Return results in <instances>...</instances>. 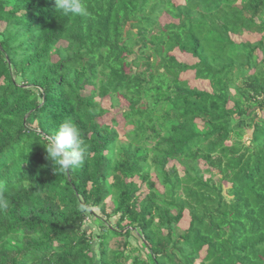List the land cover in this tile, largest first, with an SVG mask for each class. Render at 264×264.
Returning a JSON list of instances; mask_svg holds the SVG:
<instances>
[{"label": "trees", "instance_id": "trees-1", "mask_svg": "<svg viewBox=\"0 0 264 264\" xmlns=\"http://www.w3.org/2000/svg\"><path fill=\"white\" fill-rule=\"evenodd\" d=\"M85 3L0 0V264H264V0ZM65 120L87 155L55 171Z\"/></svg>", "mask_w": 264, "mask_h": 264}, {"label": "clouds", "instance_id": "clouds-1", "mask_svg": "<svg viewBox=\"0 0 264 264\" xmlns=\"http://www.w3.org/2000/svg\"><path fill=\"white\" fill-rule=\"evenodd\" d=\"M56 5L57 10L64 16H90L85 0H56ZM44 145L55 171L79 167L85 162L88 145L78 126L70 120L61 123L50 142ZM0 207H7L2 187H0Z\"/></svg>", "mask_w": 264, "mask_h": 264}, {"label": "rangeland", "instance_id": "rangeland-1", "mask_svg": "<svg viewBox=\"0 0 264 264\" xmlns=\"http://www.w3.org/2000/svg\"><path fill=\"white\" fill-rule=\"evenodd\" d=\"M176 3H183L184 0H175ZM159 21L161 22V24H166L169 23L170 21H173L172 18L167 15V14H162L159 18ZM5 27V24L0 23V31L3 30V28ZM238 41H256L260 38V34L256 33V32H244L241 36L236 37ZM65 44V43H63ZM172 54H175L177 59L180 61H186L189 63H193L194 61H196L195 58H193L191 55L185 54V53H181L178 50H175L172 52ZM258 54L261 56V53L258 52ZM57 59V57H55ZM145 66H142V69H144ZM181 77L183 79H186L189 81L190 85L193 87H197L200 89H208L211 90V85L209 83V81L207 80H199L195 77L194 71L189 70L186 72H183ZM18 82H22V80L18 77L17 78ZM98 100L101 103V106L107 110V113H105L101 118L100 121L102 123H107V124H111L113 120L116 121V126L117 129L119 131V138L122 141H127L128 139V134L127 132L129 130H131L133 128L132 125L127 124L125 119L123 118V116L121 115V111L119 106H112V102L109 96L103 97V98H99ZM126 102L122 101L121 105H125ZM259 114L264 116V111L260 110ZM173 163V162H171ZM201 167L203 169L206 168V166L203 164V162H201ZM178 168L180 170V172L183 171L182 167L178 165ZM206 176H209V174H206ZM217 178V177H216ZM109 202V201H108ZM110 204V203H109ZM110 209V207H109ZM188 213L185 212L184 214V218L181 220V222L179 223V230L182 231L184 229H186L188 227V222H189V216L187 215ZM115 218H112V222H115ZM124 238L123 237H119V236H115L112 237L109 241V248L112 249H119L122 250L123 248H125L123 245L120 244H124ZM132 243V239L130 240ZM205 250V249H204ZM204 250H202L201 254L202 256L204 255Z\"/></svg>", "mask_w": 264, "mask_h": 264}]
</instances>
